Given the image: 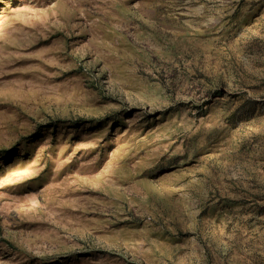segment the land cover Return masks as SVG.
Wrapping results in <instances>:
<instances>
[{
    "label": "rangeland",
    "instance_id": "rangeland-1",
    "mask_svg": "<svg viewBox=\"0 0 264 264\" xmlns=\"http://www.w3.org/2000/svg\"><path fill=\"white\" fill-rule=\"evenodd\" d=\"M0 264H264V0H0Z\"/></svg>",
    "mask_w": 264,
    "mask_h": 264
}]
</instances>
